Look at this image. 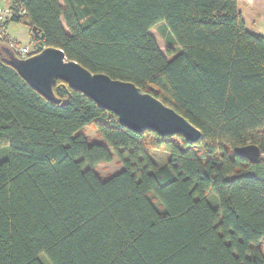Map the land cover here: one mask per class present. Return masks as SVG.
<instances>
[{"label":"trees","instance_id":"trees-1","mask_svg":"<svg viewBox=\"0 0 264 264\" xmlns=\"http://www.w3.org/2000/svg\"><path fill=\"white\" fill-rule=\"evenodd\" d=\"M9 6L24 11L9 21L41 45L135 84L201 139L130 130L61 80L47 100L0 39V264H264V37L247 28L238 0ZM249 144L261 151L255 162L234 152ZM114 158L122 168L102 177L97 166Z\"/></svg>","mask_w":264,"mask_h":264},{"label":"water","instance_id":"water-1","mask_svg":"<svg viewBox=\"0 0 264 264\" xmlns=\"http://www.w3.org/2000/svg\"><path fill=\"white\" fill-rule=\"evenodd\" d=\"M31 32L36 33V28L32 27ZM1 51L17 73L47 100H54L53 85L61 80L100 108L114 113L119 123L130 130H153L162 136L180 134L193 143L201 139L197 127L153 95L129 81L93 73L67 59L59 48L44 47L26 58L17 57L7 46H2ZM234 152L250 162L261 157L260 149L253 144L237 147Z\"/></svg>","mask_w":264,"mask_h":264},{"label":"rangeland","instance_id":"rangeland-1","mask_svg":"<svg viewBox=\"0 0 264 264\" xmlns=\"http://www.w3.org/2000/svg\"><path fill=\"white\" fill-rule=\"evenodd\" d=\"M0 4L3 5L4 1L0 0ZM150 32L156 39L157 45L161 49V51L163 53H166L168 44L164 34H162L161 32L160 25H156L155 27L151 28ZM7 33L11 38H14L19 43L20 46H24L29 43L28 38L30 31L28 27L21 22L9 21L7 24ZM166 58L171 59V55H167ZM84 131L92 141L97 140L96 138L97 136L95 135V129L93 127L91 126L86 127ZM7 154H8V148L6 147V145L0 146V161H2L7 156ZM154 156L159 164L163 163L164 158H166V154L163 153L161 150H155ZM262 156L264 158V153ZM121 168L122 165L118 162L117 158H114L107 163L99 164L97 166V171L102 177H106L119 171ZM215 205L216 203L214 201V206ZM263 250H264V245H263ZM41 256L44 255L41 254ZM42 260L45 264H47V262H45L46 261L45 259L42 258Z\"/></svg>","mask_w":264,"mask_h":264},{"label":"built area","instance_id":"built-area-1","mask_svg":"<svg viewBox=\"0 0 264 264\" xmlns=\"http://www.w3.org/2000/svg\"><path fill=\"white\" fill-rule=\"evenodd\" d=\"M24 11L21 8L15 7H0V39H5L7 41L6 45L12 50V52L19 58H26L27 56L40 51L44 48L43 45L39 43L38 39L32 38L28 44L20 46L19 43L11 38L7 33V24L13 16H19L23 14Z\"/></svg>","mask_w":264,"mask_h":264},{"label":"crops","instance_id":"crops-1","mask_svg":"<svg viewBox=\"0 0 264 264\" xmlns=\"http://www.w3.org/2000/svg\"><path fill=\"white\" fill-rule=\"evenodd\" d=\"M3 1L4 4H0V7H9L11 0ZM238 2L247 28L264 37V0H238ZM32 38L29 33L28 41H31Z\"/></svg>","mask_w":264,"mask_h":264},{"label":"bare ground","instance_id":"bare-ground-1","mask_svg":"<svg viewBox=\"0 0 264 264\" xmlns=\"http://www.w3.org/2000/svg\"><path fill=\"white\" fill-rule=\"evenodd\" d=\"M5 46H7V45H5ZM8 47V46H7ZM9 48V47H8ZM10 49V48H9Z\"/></svg>","mask_w":264,"mask_h":264}]
</instances>
